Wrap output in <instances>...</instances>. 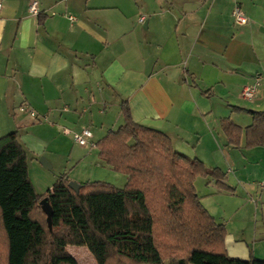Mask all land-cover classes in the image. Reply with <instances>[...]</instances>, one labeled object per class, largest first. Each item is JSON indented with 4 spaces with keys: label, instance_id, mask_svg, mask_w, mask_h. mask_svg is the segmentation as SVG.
<instances>
[{
    "label": "crops",
    "instance_id": "0c3cea01",
    "mask_svg": "<svg viewBox=\"0 0 264 264\" xmlns=\"http://www.w3.org/2000/svg\"><path fill=\"white\" fill-rule=\"evenodd\" d=\"M0 2V136L17 131L29 177L45 180L39 193L52 188L54 167L78 183L98 167L112 175L95 144L124 123L126 100L135 122L223 172L229 190L195 179L200 203L224 225L229 256L264 260V145L247 148L243 135L235 147L220 125L229 118L244 129L247 110L264 111V0ZM235 5L246 24L234 22ZM245 86H255L252 97ZM83 129L91 137L79 145L71 133ZM115 175L124 187L128 177Z\"/></svg>",
    "mask_w": 264,
    "mask_h": 264
},
{
    "label": "trees",
    "instance_id": "16d2710c",
    "mask_svg": "<svg viewBox=\"0 0 264 264\" xmlns=\"http://www.w3.org/2000/svg\"><path fill=\"white\" fill-rule=\"evenodd\" d=\"M124 123L96 142L99 158L125 174L124 187L81 182L75 192L67 173L42 194L28 174V157L17 131L0 136V264H78L69 246L85 247L95 264H264L233 258L226 230L200 203L194 181L212 176L223 189V172L176 151L162 131L135 122L121 102ZM237 109V108H236ZM241 128L220 120L229 144L264 145V111H246ZM52 208L51 230L40 202Z\"/></svg>",
    "mask_w": 264,
    "mask_h": 264
},
{
    "label": "rangeland",
    "instance_id": "374dc122",
    "mask_svg": "<svg viewBox=\"0 0 264 264\" xmlns=\"http://www.w3.org/2000/svg\"><path fill=\"white\" fill-rule=\"evenodd\" d=\"M66 158H63L62 160L60 159L58 161L59 163H62L59 165V167L61 166H65L68 165L66 162ZM66 167V166H65ZM70 168H67V170L65 172H58L57 167H54V169L50 170V173L53 175V180L52 183L55 182V180L62 175L63 173H67V171L69 172ZM112 175L109 174L108 171L103 170L101 167H98L97 169H95L93 171L92 174V178L90 179V182H94V181H101V182H107L113 185H122L121 179L118 177V175H115L116 173L118 174L119 172H116L114 170H111ZM29 174V172H28ZM33 178L31 180L35 190L37 193H39L38 191H40L39 189H41V187H43L45 184V180H42L40 178H36V176H34V174L32 173ZM72 180V179H71ZM73 181V180H72ZM121 187V186H120ZM123 187V185H122ZM45 192V191H43ZM41 194V193H39ZM67 251L69 252V254H71L77 261L78 264H95V260L93 258V256L91 255V253L85 248V247H79V246H69L67 248Z\"/></svg>",
    "mask_w": 264,
    "mask_h": 264
},
{
    "label": "built area",
    "instance_id": "2783aa9c",
    "mask_svg": "<svg viewBox=\"0 0 264 264\" xmlns=\"http://www.w3.org/2000/svg\"><path fill=\"white\" fill-rule=\"evenodd\" d=\"M2 4L0 2V8H1ZM29 11L35 15L38 14V7H37V2H32L30 7H29ZM232 15H233V19L234 22L240 25H244L248 22V18L246 17V15L244 14V12L242 11L241 7L238 5H235L232 11ZM144 18H140V20L142 21ZM255 92V86H245L242 90V94L245 97H252L253 94ZM23 110L28 111V113L30 114V116L32 118H36L37 115L36 113L32 110L29 109L27 106H23ZM64 132L66 134L70 133V130L65 129ZM72 138L74 140V142H76L79 145H86L88 143V139L91 137V132L88 129H83L79 132H72L71 133ZM258 186L260 188H264V179L262 181H260L258 183Z\"/></svg>",
    "mask_w": 264,
    "mask_h": 264
},
{
    "label": "water",
    "instance_id": "95a60500",
    "mask_svg": "<svg viewBox=\"0 0 264 264\" xmlns=\"http://www.w3.org/2000/svg\"><path fill=\"white\" fill-rule=\"evenodd\" d=\"M39 163L43 166V167H50V164L47 162V160L44 158V157H40L39 158ZM69 187L71 189H73L75 192H78L79 189H80V184L78 182H75V181H70L69 182ZM40 206H41V209L45 212L47 218V223H48V228L51 230V214H52V208L48 202V199L47 198H44L41 200L40 202Z\"/></svg>",
    "mask_w": 264,
    "mask_h": 264
}]
</instances>
